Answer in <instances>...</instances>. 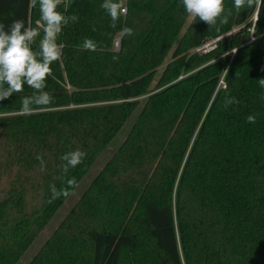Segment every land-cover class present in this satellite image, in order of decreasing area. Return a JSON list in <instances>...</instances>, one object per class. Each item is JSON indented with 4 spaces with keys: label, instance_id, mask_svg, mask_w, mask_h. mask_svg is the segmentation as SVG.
I'll list each match as a JSON object with an SVG mask.
<instances>
[{
    "label": "trees",
    "instance_id": "trees-1",
    "mask_svg": "<svg viewBox=\"0 0 264 264\" xmlns=\"http://www.w3.org/2000/svg\"><path fill=\"white\" fill-rule=\"evenodd\" d=\"M102 3L61 0L57 6L78 22L64 27L61 60L50 65L45 90L54 96L52 105L22 114L21 97L33 91L27 85L0 102V242L28 245L65 201L49 203V186L65 187L72 177L78 184L137 112L94 181L104 184L105 222L93 225L74 215L57 232L62 244L52 237L35 261L46 256L53 264L52 253L60 250L56 264H122L127 253L131 264H264V88L258 83L264 78V6L237 12L224 0L227 23L218 18L219 31L192 18L180 35L190 16L182 0H128L116 28ZM39 16V0L35 8L28 0H0L6 28L14 19L36 27ZM235 25L239 30L212 52L179 56ZM124 27L134 34L123 35ZM84 38L96 42L95 51L82 48ZM232 48V59L213 60ZM226 97L239 103L225 108ZM249 115L255 123L247 122ZM77 149L87 155L65 175L61 157ZM124 186L135 213L131 206L118 209ZM129 220L145 229L153 257L131 256L141 238ZM80 238L85 247H67Z\"/></svg>",
    "mask_w": 264,
    "mask_h": 264
},
{
    "label": "clouds",
    "instance_id": "clouds-1",
    "mask_svg": "<svg viewBox=\"0 0 264 264\" xmlns=\"http://www.w3.org/2000/svg\"><path fill=\"white\" fill-rule=\"evenodd\" d=\"M61 0H39V19L36 27L26 24L23 19H14L10 25L5 26L0 22V102L10 99L14 94L24 91L25 85L33 91L31 95L21 97L22 114H33L38 109L43 110L54 102V96L46 91V80L53 74L50 67L54 61H60L63 54V45L58 43L64 27L69 23L78 22L77 15H66L57 10ZM237 12L244 8H251L254 5L264 6V0H232ZM185 12L193 18H199L206 23L209 28L217 27L219 24L227 23V17H221L225 12L224 0H182ZM29 8L37 6V0H28ZM100 7L111 18L110 27L116 28L117 22L126 12V8L120 0H103ZM231 13H229L230 15ZM39 40L38 47L37 38ZM219 31V27H217ZM123 35H133V29L124 27L121 29ZM256 36L253 35V39ZM96 42L90 38H84L82 48L84 50L95 51ZM237 49H233L235 53ZM116 59V57H114ZM224 71H227L225 69ZM261 88H264V78L258 80ZM264 98V97H262ZM233 103H239L235 97H226L225 108ZM247 122L255 123V117L249 115ZM87 153L79 149L65 153L61 159L65 162L62 171L66 175L70 168H75L82 164ZM40 161V171L44 172V160L38 155ZM75 177L67 179L66 186L57 189L55 185H50L51 197L49 203L61 197L67 198L73 193L70 189L77 187Z\"/></svg>",
    "mask_w": 264,
    "mask_h": 264
},
{
    "label": "rangeland",
    "instance_id": "rangeland-1",
    "mask_svg": "<svg viewBox=\"0 0 264 264\" xmlns=\"http://www.w3.org/2000/svg\"><path fill=\"white\" fill-rule=\"evenodd\" d=\"M127 14V13H126ZM125 15V14H123ZM191 16L186 17L182 20V26L180 28L179 34L182 35L189 27L191 21ZM253 24L256 23L257 20V13H254L252 15ZM251 20V19H250ZM240 26H233L229 31L226 33H223L222 35L214 38H209L206 41H204L201 45L193 48L192 50L188 51L186 54H180L179 56L187 57L192 54H206L198 51L202 46L205 44L212 43L213 45L218 46V43L222 40H225L226 38L232 36L235 32L239 30ZM251 37L249 36V39ZM252 41V40H251ZM121 47V38H120V44L119 47H116L115 41H114V50L120 51ZM212 49L210 52L216 49ZM235 48L230 49L228 52L224 53L223 55L216 56L213 58L220 59L223 57L230 56L231 59L233 58L234 54L232 50ZM170 58L166 60L168 62ZM163 70V67H160L158 69V76L160 72ZM157 78L155 81H157ZM223 77L220 81L219 85L224 86ZM153 89V88H152ZM148 96L144 95L141 96L139 99L143 100ZM137 112H135L131 118L126 122V124L123 126V128L117 133L115 138L112 140V142L106 146L104 150L97 156V158L91 163L90 167L88 168L87 172L83 175L80 182L77 184L78 186L75 187L72 191V195L65 198V201L61 207H59L53 215L48 219V221L45 223V225L40 229L36 237L28 244H21L20 242L10 241L9 243H1L0 242V264H47L46 263V256L42 260L35 261L36 257L40 254V252L44 249V247L47 245L48 241L55 236V241L62 244V240L56 238L57 232L68 222H70V219L72 220L74 218V215L79 217L80 220H83L84 222H90L93 223V225H100L101 223L105 222L106 218L103 215L104 211L102 210L104 206L105 195H104V184L98 182H94L96 177L104 171V169L107 167V164L113 159V156L116 154L119 147L124 142L127 133L134 121V117ZM117 166H115L116 168ZM95 184H94V183ZM123 194L119 195L117 198V206L118 209L123 212L127 210L131 205H129V199L128 196L130 195L128 187L124 186V190L122 191ZM137 204L134 203L130 209L131 213L136 212L137 210ZM74 212H77L76 214ZM130 229L133 231H137L140 234L141 242L139 245V248L137 251L133 252L131 256H135L136 258H140L142 260L151 258L154 256V246L153 242L148 238L147 233L143 227H141L139 224L132 222L129 220ZM56 234V235H55ZM74 245L67 246L68 248H73L75 245L78 244L79 247H85L84 242L82 239H78L73 243ZM63 250V249H62ZM23 252L22 254H18L19 252ZM62 251H57L53 254V259L55 260L53 264H56V262H61L62 259ZM129 254L127 253L124 256L123 263L122 264H131L128 261Z\"/></svg>",
    "mask_w": 264,
    "mask_h": 264
},
{
    "label": "built area",
    "instance_id": "built-area-1",
    "mask_svg": "<svg viewBox=\"0 0 264 264\" xmlns=\"http://www.w3.org/2000/svg\"><path fill=\"white\" fill-rule=\"evenodd\" d=\"M122 1L126 4L128 0H122ZM124 7L126 8V12L124 14H126L127 13V7L126 6H124ZM253 35H254V28L251 29L250 40H254ZM119 44H120V38L115 40L116 47H119ZM215 47H216V45L209 43V44H205L204 46H202L198 51H200L202 53H207V52L211 51L212 49H214Z\"/></svg>",
    "mask_w": 264,
    "mask_h": 264
},
{
    "label": "crops",
    "instance_id": "crops-1",
    "mask_svg": "<svg viewBox=\"0 0 264 264\" xmlns=\"http://www.w3.org/2000/svg\"><path fill=\"white\" fill-rule=\"evenodd\" d=\"M122 3H123V6H126L127 7V3L125 4L123 1H122ZM118 38H121V35H119L116 39H118Z\"/></svg>",
    "mask_w": 264,
    "mask_h": 264
}]
</instances>
